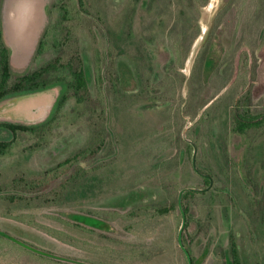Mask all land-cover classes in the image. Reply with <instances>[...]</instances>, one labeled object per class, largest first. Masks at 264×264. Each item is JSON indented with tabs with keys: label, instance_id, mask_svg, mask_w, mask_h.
Listing matches in <instances>:
<instances>
[{
	"label": "rangeland",
	"instance_id": "rangeland-1",
	"mask_svg": "<svg viewBox=\"0 0 264 264\" xmlns=\"http://www.w3.org/2000/svg\"><path fill=\"white\" fill-rule=\"evenodd\" d=\"M247 1H250L249 7ZM56 2L0 0L2 36L9 49L15 75L37 69L50 60L51 51L44 50L39 55L38 49L44 34L50 32L57 20L53 9ZM200 2L197 0L196 8H190L193 11L186 13L190 21L195 16L200 17L202 29L182 70L185 75L182 88L177 93L166 94L169 97L162 101L153 99L154 96L150 101H145L153 104L148 110L142 107L138 109L136 105L132 110L128 107L129 101H124L128 110L119 118L123 127L122 137L125 139L119 178L122 183L116 181L105 187L87 185L83 189L89 190L77 195L75 201L60 209L40 206L35 201L27 205L26 199L20 207L19 200L11 199L27 193L25 180L30 176L34 178L33 173L38 172L39 168L63 161L66 154L59 155L56 147L35 152L28 148L30 135L22 133L18 135L19 143L15 148L5 156H0V186L8 185L7 195H11L5 196L6 193L0 192V199H6L0 200V231L7 236L0 237V264H138L139 253L155 227L146 220H131L133 232L128 235L123 232L122 226L110 220L105 222L107 225L99 226L101 230L89 233L68 229L61 219L79 215L80 210L87 207L122 212L137 204L161 199L164 196L161 177V182L156 177L139 183L156 167L158 170H169L182 164V178L193 174L189 170L193 157L188 153L185 156L184 152L189 150L188 146L195 148V165L203 173H210L211 155L220 153L223 155L218 158L219 164L228 162L234 165L239 181L249 183L253 174H259V178L254 180L258 183L259 192L253 193L252 200L242 202L238 198L235 204H218V225L203 240L204 253L196 250V264H230L229 243L233 235L246 264H264V133L253 140L254 131H249L246 136L234 135L226 126L235 109L243 112L248 102L252 108H264V0H209L206 6H201ZM134 3L135 0H91L88 3L89 14L78 15L74 25L86 31L93 29L94 25L96 28L94 14L101 10L100 28L104 29L108 21H111V26L117 31L129 9L139 8V4ZM174 3L175 0H167L166 7L160 8L159 3L153 7L154 14L162 11V15L157 16L158 24L162 20L168 24L172 19L170 13L173 15ZM188 4L192 5L190 2ZM234 4H237L236 8L232 7ZM113 11L114 17L111 14ZM249 11H252L251 16L246 19L244 15ZM150 17L145 12L135 16L138 41L143 38V21ZM261 28V44L256 45L253 51L252 44H256V41L247 38ZM156 35L158 38L153 43H143V50H147L152 69L155 65H166L174 61L168 35L160 31ZM82 37L86 43L90 40L87 38L88 33ZM127 41L128 51L119 59L118 67L125 92L133 94L139 89L127 62L136 60L133 57L136 46ZM102 45L103 40L100 38L96 47ZM139 45L142 44L139 42ZM91 46L89 43L85 52L89 63L93 53ZM236 50L238 56L234 57L233 65ZM243 53L247 54L248 66L256 67L254 74L249 72L243 75L244 66L240 59ZM178 80L181 81V78ZM249 88L247 101L243 97ZM65 91L66 86L59 83L41 93L15 96L2 101L0 122L25 125L45 123L53 117ZM242 94L240 104L236 105L238 96ZM7 135V131H0V138ZM149 161L153 168H148L146 163ZM260 161H263V165L258 163ZM136 182V186H133ZM22 185L25 189L21 188ZM169 221L162 226L166 235H159L164 245L169 240L166 237L176 235L173 228L168 227ZM116 239L122 240L124 246L113 247L111 240ZM169 258L171 256L167 255L161 264H172ZM184 263L183 259L180 262V258H175V264Z\"/></svg>",
	"mask_w": 264,
	"mask_h": 264
},
{
	"label": "trees",
	"instance_id": "trees-1",
	"mask_svg": "<svg viewBox=\"0 0 264 264\" xmlns=\"http://www.w3.org/2000/svg\"><path fill=\"white\" fill-rule=\"evenodd\" d=\"M90 1L57 0L53 6L57 20L50 32L44 34L38 49L39 55L44 50L51 51L50 60L41 67L18 76L13 72L9 49L3 40L0 18V102L15 96L41 93L59 83L66 86V91L59 100L53 117L47 122L36 125L0 122V131L9 133L6 137L0 138V156H5L15 148L19 143L18 135L22 133L30 135L28 148L35 152L47 151L56 147L59 149V155L66 154V159L63 161L56 165L46 166V168L41 167L38 172L33 173L34 178L30 176L25 180L26 189L24 185L21 188H24L27 193L16 195L17 197L11 199L19 200V205L26 199L27 205L35 201L40 206L47 205L60 209L75 201L77 195H82L89 190L83 189L87 185L95 184L105 187L116 181L122 183L119 182V178H121L125 139L122 137L123 127L119 118L128 110L124 101H129L128 107L132 110L135 105L138 109L142 107L148 110L153 104L145 103V101H150L153 96V99L162 101L169 97L166 94L170 92L173 94L175 91L177 93V90L182 88L185 78L182 70L185 68L193 44L201 34L200 17L195 16L190 21V19L187 20L186 14L188 11H193L190 8H196L197 0H175L173 15L170 13L172 19L168 24L164 20L158 24L157 16L162 15V11L154 14L153 10L157 3L160 4V8L166 7L167 0H135L134 5L138 3L139 8L129 9L126 19L122 20L123 24L120 22L117 31L111 26V21H108L104 29L100 28L101 10H98L97 14H94L97 20L96 28L94 25L93 29L87 32L81 27L77 28L74 24L78 15L89 14L90 5L88 3ZM208 3L209 0H201L200 5L206 6ZM247 3L249 7L250 1ZM232 7L236 8L237 4ZM93 9L95 12L94 7ZM252 11L245 13L246 19L250 18ZM142 12L150 14L151 17L143 21L145 22L142 25L143 38L138 41L135 16ZM113 13L114 11L111 12ZM157 26H159L158 30ZM261 30L262 28L257 30L255 35L249 34L250 38H247H253L256 41V44H252L253 51L256 50V45L261 44L260 39L263 33ZM159 31L161 34L166 33L170 38L174 61L166 65H155L152 69L147 50L143 48L144 44H151L158 38L156 33ZM86 33H88V40L90 39L88 43L82 37ZM100 38L103 40L104 47L103 45L96 47ZM127 40L136 46L133 54L136 60L127 62L133 71L139 89L133 94L125 92L118 67L119 59L125 51H128L125 42ZM139 42L143 47L139 45ZM89 43L92 44L93 50L90 56L91 64L85 53ZM250 49L252 51V48ZM237 52L238 50L233 56V65L235 64L234 57L238 56ZM242 55L239 56L244 66L242 67L243 75H248L249 72L254 74L256 67H249L247 54ZM178 78H181V81ZM249 95L250 88L246 96L243 97V94L241 97L238 96L236 105L240 104L242 97L248 101ZM228 121L229 125L226 126L234 135L246 136L249 131H254L253 140H255L264 133V108H252L248 102V107L243 112L235 109ZM188 147L189 152L184 151L185 156L188 153L194 158L195 148ZM222 155L220 153L211 155L213 159L209 169L210 173L198 170L194 159L191 160L189 170L194 175L190 174L186 178L181 177L182 164L175 168L171 167L169 170H158L156 167L139 184L156 177L160 180L161 177L164 196L159 200L137 204L122 212L87 207L80 210L79 215L62 217L61 220L68 229L89 233L100 229V225H107L105 222L110 220V222L118 223L122 226L123 232L130 235L133 232L131 220L144 219L155 227L139 253L140 262L138 264H161L167 255L171 256L169 260L173 261L172 264H175V258H180V262L183 259L184 264H189L185 250L190 254L192 264H196V250L198 253H204L203 240L218 225L216 211L218 204H235L238 198L242 202H247L249 199L252 200L253 193L258 194L259 192L258 183L254 182L259 178V174H253L252 178H249V183L239 181L240 178L234 165L228 162L224 165L219 164V156L222 157ZM258 163L263 165V161ZM146 164L148 168L154 167L151 166L150 161ZM154 173H160V175ZM136 184L137 182L133 186ZM8 189V185L0 186V192L6 193L5 196H11L7 195ZM185 189L187 190L182 195V208L186 216L182 236L184 249L179 243V232L183 223L180 195ZM0 200L6 199L1 198ZM170 218L172 219L169 221ZM167 221H169L168 227H172L176 235L174 237L164 236L169 238L164 245L159 235L161 233L166 235L165 228L162 226ZM192 226L194 229H191ZM0 237L7 236L0 231ZM111 244L113 247L124 246L123 241L119 239L111 240ZM252 244L255 245L254 242ZM229 258L230 264H246L243 252L234 235L229 243Z\"/></svg>",
	"mask_w": 264,
	"mask_h": 264
},
{
	"label": "water",
	"instance_id": "water-1",
	"mask_svg": "<svg viewBox=\"0 0 264 264\" xmlns=\"http://www.w3.org/2000/svg\"><path fill=\"white\" fill-rule=\"evenodd\" d=\"M193 159H194V164H195V156H194ZM186 190H187V189H185L184 191H182V192H181V195H180V207H181L182 212H183V208H182V195H183V193H184ZM185 225H186V216H185V214H184V212H183V223H182V227H181L180 232H179V243H180V246H181L182 248H184L183 241H182V234H183V229H184ZM184 249H185V248H184ZM185 252H186V255H187V258H188V263H189V264H192V260H191L190 254H189L186 250H185Z\"/></svg>",
	"mask_w": 264,
	"mask_h": 264
}]
</instances>
